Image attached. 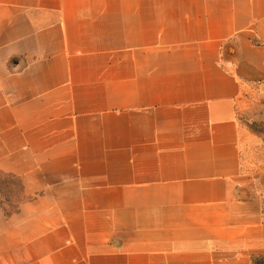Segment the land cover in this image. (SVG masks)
<instances>
[{
	"label": "crops",
	"instance_id": "crops-1",
	"mask_svg": "<svg viewBox=\"0 0 264 264\" xmlns=\"http://www.w3.org/2000/svg\"><path fill=\"white\" fill-rule=\"evenodd\" d=\"M261 80L264 0H0V264H254Z\"/></svg>",
	"mask_w": 264,
	"mask_h": 264
},
{
	"label": "rangeland",
	"instance_id": "rangeland-1",
	"mask_svg": "<svg viewBox=\"0 0 264 264\" xmlns=\"http://www.w3.org/2000/svg\"><path fill=\"white\" fill-rule=\"evenodd\" d=\"M241 137V180L263 213L264 222V80L246 87L237 109ZM0 188L9 212L18 196V183L0 175ZM263 256L256 253L254 258ZM264 264V259H261Z\"/></svg>",
	"mask_w": 264,
	"mask_h": 264
},
{
	"label": "trees",
	"instance_id": "trees-1",
	"mask_svg": "<svg viewBox=\"0 0 264 264\" xmlns=\"http://www.w3.org/2000/svg\"><path fill=\"white\" fill-rule=\"evenodd\" d=\"M261 259H264V257L263 256H259L258 258H254L253 259V263L254 264H261Z\"/></svg>",
	"mask_w": 264,
	"mask_h": 264
}]
</instances>
